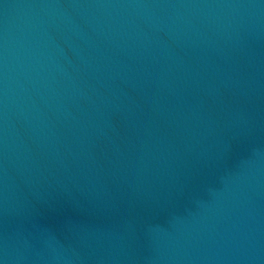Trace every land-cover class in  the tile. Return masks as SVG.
<instances>
[{
	"label": "water",
	"instance_id": "1",
	"mask_svg": "<svg viewBox=\"0 0 264 264\" xmlns=\"http://www.w3.org/2000/svg\"><path fill=\"white\" fill-rule=\"evenodd\" d=\"M264 103V0H0V264H176Z\"/></svg>",
	"mask_w": 264,
	"mask_h": 264
}]
</instances>
